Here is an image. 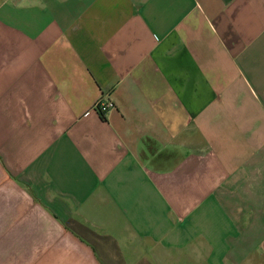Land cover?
<instances>
[{
  "label": "crops",
  "instance_id": "0c3cea01",
  "mask_svg": "<svg viewBox=\"0 0 264 264\" xmlns=\"http://www.w3.org/2000/svg\"><path fill=\"white\" fill-rule=\"evenodd\" d=\"M0 264H264V0H0Z\"/></svg>",
  "mask_w": 264,
  "mask_h": 264
},
{
  "label": "built area",
  "instance_id": "2783aa9c",
  "mask_svg": "<svg viewBox=\"0 0 264 264\" xmlns=\"http://www.w3.org/2000/svg\"><path fill=\"white\" fill-rule=\"evenodd\" d=\"M112 107V102L110 100H106V98L103 96L100 97L96 101V103H94V108L98 111L101 116H105L108 110Z\"/></svg>",
  "mask_w": 264,
  "mask_h": 264
}]
</instances>
